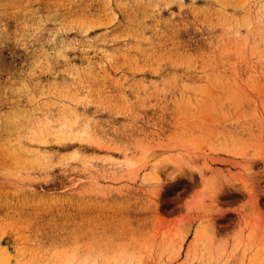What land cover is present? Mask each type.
I'll return each instance as SVG.
<instances>
[{"label": "rangeland", "instance_id": "1", "mask_svg": "<svg viewBox=\"0 0 264 264\" xmlns=\"http://www.w3.org/2000/svg\"><path fill=\"white\" fill-rule=\"evenodd\" d=\"M0 264H264V0H0Z\"/></svg>", "mask_w": 264, "mask_h": 264}, {"label": "bare ground", "instance_id": "2", "mask_svg": "<svg viewBox=\"0 0 264 264\" xmlns=\"http://www.w3.org/2000/svg\"><path fill=\"white\" fill-rule=\"evenodd\" d=\"M53 121V120H52ZM73 120H71V122H72ZM48 123V122H47ZM53 125V124H52ZM74 125V124H73ZM44 126V125H43ZM57 126V125H56ZM70 127V124H69V121H66V122H64V123H62L61 125H60V130L56 133V137H58L60 140H67V139H69L70 138V135H71V133L72 132H67L66 131V129H68ZM43 129V128H42ZM78 132V131H77ZM76 137V136H75ZM28 146V145H27ZM21 148H23L26 152H28V153H30V155H33V156H37V155H45V156H47V150H46V148L45 149H39V150H29V149H27L26 147H23V145H22V147ZM165 151H169V149H165V150H163V152H165ZM157 154H162V152H155V151H153V152H151V153H149V154H146L144 157H143V161H148L147 159L149 158V157H156V155ZM108 155V154H107ZM120 156L121 157H115V156H112V155H109V158L113 161V160H125V161H127L128 163H132V159H131V157H130V155H129V153H127V151H123V152H121V154H120ZM151 160V159H150ZM144 166H146V164L144 163V164H142V167H144ZM154 166L157 168V169H159V168H162L163 166H165L164 165V163L162 162V161H157L156 162V164H154ZM141 167V166H140ZM160 175V174H159ZM159 178H161V175L158 177L157 176V172L156 173H154L152 176H151V179L152 180H154L155 182H159L160 180H159ZM213 200H214V198H213ZM192 210L193 209H200V210H204L205 208H206V206H205V203H204V201H202V200H200L199 202H197L196 204H194L192 207ZM208 233H210V232H213L214 231V226H213V224L212 223H210V224H208V225H206V229H205ZM186 236H187V234L186 233H184V234H181L180 235V241L181 242H183V240L186 238Z\"/></svg>", "mask_w": 264, "mask_h": 264}]
</instances>
